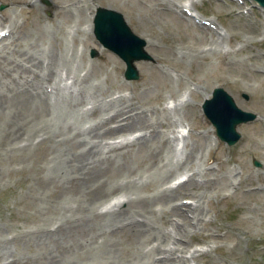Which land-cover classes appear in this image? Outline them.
Returning <instances> with one entry per match:
<instances>
[{
    "label": "rangeland",
    "instance_id": "obj_1",
    "mask_svg": "<svg viewBox=\"0 0 264 264\" xmlns=\"http://www.w3.org/2000/svg\"><path fill=\"white\" fill-rule=\"evenodd\" d=\"M81 1L83 7L77 13L61 8L68 4L65 0H38L37 4L44 8L31 11L28 3L0 0V24H6L9 15L18 24L15 50L12 52L4 44L2 53L11 59L22 50L39 51L46 46L58 52L67 38L69 45L85 49L83 57L73 62L78 71L87 68L85 81L74 85L54 77L48 85L54 91H66L64 95L74 99L82 98L76 110L83 117L84 127L91 123L113 127L131 104L145 111L144 119H135L136 125L125 135L131 139L148 134L152 128L142 127L151 124L157 133V144L150 147L148 142H139V146L128 148L132 151L124 161L103 168L101 187L92 194L99 201L97 211L104 213L120 195L118 186L125 180L126 171L147 175L161 158L170 155L174 162L182 160L184 167L160 184L142 180L138 192L144 199L134 204L152 206L156 209L155 225L170 230L173 221L184 224L185 219L173 211L158 209V203L168 191L177 196H173L172 204L195 203L191 196L181 194H198L196 204L208 220L185 236L190 250L188 264H264V12L252 0H196L194 5L191 0ZM108 5L123 14L135 34L148 39L146 51L152 60L136 62L138 79L124 78V62L100 45L93 30L89 35L85 29H76L86 27L80 23L91 11L94 15L98 6ZM186 5L219 26L222 35L215 29H205L208 26L203 22L196 24L187 14L182 13L188 20L181 17L179 11ZM50 30L53 35L47 36ZM51 37L55 38L53 42ZM215 45L218 49L213 51ZM7 63L0 59V68L6 71ZM218 86L233 96L239 108L257 115L253 121L237 126L240 138L233 145L217 137L218 141L214 140L215 128L201 109L205 95L210 97ZM177 101L186 105L173 107ZM165 114L171 121L168 126L160 122L165 120ZM164 137L169 139L170 148L161 144ZM8 138L0 133V264H45L40 260L44 251L63 256L90 228L74 226L70 232L63 227L51 235L56 226L49 227L54 223L44 217L53 212L52 207L39 203L82 192L75 182L53 178L44 169L58 150L79 152L80 148L58 139L31 147L23 157L17 152L4 155ZM255 161L260 164L256 166ZM195 170L200 172L189 178ZM116 183V187L102 189ZM40 193L42 199H38ZM38 228L49 230V238L37 240L35 234L41 232ZM117 242L128 253L136 238L132 231L125 230L117 236Z\"/></svg>",
    "mask_w": 264,
    "mask_h": 264
},
{
    "label": "bare ground",
    "instance_id": "obj_2",
    "mask_svg": "<svg viewBox=\"0 0 264 264\" xmlns=\"http://www.w3.org/2000/svg\"><path fill=\"white\" fill-rule=\"evenodd\" d=\"M37 1L17 0V3L30 4L29 11L42 10L44 7L37 4ZM191 1L192 5L196 2V0ZM65 2L68 4L62 5L61 8L66 11L73 9L79 13L83 7L81 0H65ZM55 7L58 10V4L54 2ZM111 7L108 5L106 8ZM260 9L264 12V9ZM186 11L187 9L183 8L179 13L181 17L188 20L183 15ZM92 19L91 11L84 22L80 23V25L87 24L86 27H76L77 31L85 29L86 33L88 31L89 35H92ZM6 20V24L3 22L0 24L2 26L0 33L4 32L0 36V59L8 61L9 66L6 71L0 68V133L3 132L5 137H9L8 144L3 148L4 155L17 152L23 157L31 147L58 139L66 143L73 142L80 148L79 152L58 150L44 165L47 175L75 182L82 192L73 197L57 198L48 203L39 200L43 207H52L53 212L47 214L44 219L54 223L49 227H56L53 229L55 232L51 233L49 230L38 228L42 233L37 232L35 238L39 241L47 239L50 234L61 232L63 227L71 232L74 226H89V231L83 239L69 246L67 254L58 256L46 250L40 256V260L42 259L45 264H188L189 260L186 258L190 250L185 236L192 231L195 232V228L208 220L199 204H196L199 202V195L190 192L182 193V197L191 196L196 202L172 204L173 196H177L171 195L172 191H168L164 200L158 203V209L164 212L173 211L178 217L185 219L184 224L179 223L178 220L173 221L170 230L159 229L155 225L156 209L152 206L134 204L144 199L138 192L142 180L147 179L149 182L160 184L172 176L175 170L184 167L182 160L174 162L169 155L161 158L154 170L147 175L140 171H126L125 180L121 181V186L118 183L104 185L105 187L102 188L104 191L119 185L120 195L112 201L108 210L102 214L99 213L97 211L99 201L92 194L101 187L99 178L103 168L124 161L132 151L128 148L136 147L139 142H141L139 145L148 142L150 147L156 145L157 133L151 124H145L143 129L152 128L148 134L144 132L131 139L125 135L126 131L136 125L135 119L142 120L145 116L144 110L132 104L123 113L125 115L115 120L116 125L113 127H105L106 124L99 126V123H91L84 127L83 117L76 110V107L83 103L79 100L82 98L74 99L69 94L64 95L66 91H54L48 84L54 77L65 78L74 85L85 81L87 68L85 67L86 71L80 70L82 71L80 72L73 63L77 57H83L85 49L76 48L73 44L69 45L66 31L64 35L66 42L58 52L46 46L48 49L44 47L39 51L22 50L17 58L9 59L2 53L4 44L12 52L15 50L13 46L18 43L15 35L16 33L18 36V24L12 15H9ZM51 28L53 29V26ZM206 28L209 29V27ZM53 30L52 33L50 30L47 36H52ZM219 30L217 34L222 35L223 32ZM144 39L147 45L148 39ZM51 40L55 38L51 37ZM82 43L85 45V38L82 39ZM216 49H218L217 45L213 47V51ZM180 104L186 105L182 101ZM180 104L177 101L173 107H178ZM166 107L168 106H164V110L170 112ZM19 108L24 109L22 112L27 110L30 112L20 113ZM164 118L165 120L161 119L160 122L168 126L167 124L171 123L170 118L166 114ZM144 122L147 123V120ZM211 131H213L212 128ZM151 137L152 141H150ZM181 137L183 144L186 145L184 134ZM109 138L115 139L108 141ZM213 138L216 142L218 141L214 133ZM161 144L168 148L171 146L167 137L161 139ZM0 170L2 171V167ZM196 172L200 171H193L189 178H193ZM41 195L42 193L38 199L43 198ZM203 198L204 196L201 197ZM125 230L132 231L136 238L134 248L128 253L123 252L117 242V236Z\"/></svg>",
    "mask_w": 264,
    "mask_h": 264
},
{
    "label": "water",
    "instance_id": "obj_3",
    "mask_svg": "<svg viewBox=\"0 0 264 264\" xmlns=\"http://www.w3.org/2000/svg\"><path fill=\"white\" fill-rule=\"evenodd\" d=\"M255 1L264 7V0ZM93 22L94 34L99 42L124 61V77L127 80L137 79L139 73L135 61L152 59L145 51V40L132 31L123 15L116 10L97 8ZM202 107L206 117L215 126L217 135L229 145L240 137L236 130L237 124L256 117L255 113L240 109L222 87H216L212 98L206 99Z\"/></svg>",
    "mask_w": 264,
    "mask_h": 264
}]
</instances>
